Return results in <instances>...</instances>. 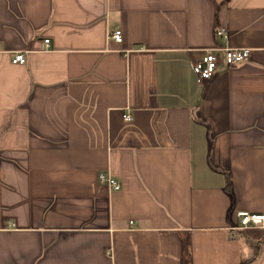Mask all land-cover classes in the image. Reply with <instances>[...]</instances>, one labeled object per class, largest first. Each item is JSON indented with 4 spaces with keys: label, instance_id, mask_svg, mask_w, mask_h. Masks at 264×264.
I'll list each match as a JSON object with an SVG mask.
<instances>
[{
    "label": "crops",
    "instance_id": "1",
    "mask_svg": "<svg viewBox=\"0 0 264 264\" xmlns=\"http://www.w3.org/2000/svg\"><path fill=\"white\" fill-rule=\"evenodd\" d=\"M217 44L249 58L199 84ZM239 211L264 214V0H0V264H264Z\"/></svg>",
    "mask_w": 264,
    "mask_h": 264
},
{
    "label": "built area",
    "instance_id": "2",
    "mask_svg": "<svg viewBox=\"0 0 264 264\" xmlns=\"http://www.w3.org/2000/svg\"><path fill=\"white\" fill-rule=\"evenodd\" d=\"M215 36L221 41L227 40L228 33L224 27L217 25L214 30ZM117 42L121 41V32L119 30L113 31L108 35ZM49 39L43 40V47L48 48ZM26 50L10 51L11 63L24 64ZM219 54H222L221 59ZM250 54L249 48L244 47H228L226 45H214L204 50L201 59L192 65V71L195 76V81L199 84L209 81L214 77L218 68L221 65L225 67L236 66L248 60ZM123 120L128 122L131 120L129 114L123 115ZM100 182L105 183L111 190H119L121 184L117 179L108 172L101 171L98 174ZM239 218L236 228H249L254 225L264 228V214L249 213L246 211H239L237 213Z\"/></svg>",
    "mask_w": 264,
    "mask_h": 264
},
{
    "label": "trees",
    "instance_id": "3",
    "mask_svg": "<svg viewBox=\"0 0 264 264\" xmlns=\"http://www.w3.org/2000/svg\"><path fill=\"white\" fill-rule=\"evenodd\" d=\"M216 37V36H215ZM217 38V37H216ZM217 39H219V38H217Z\"/></svg>",
    "mask_w": 264,
    "mask_h": 264
}]
</instances>
